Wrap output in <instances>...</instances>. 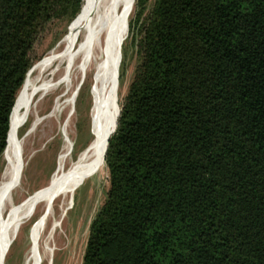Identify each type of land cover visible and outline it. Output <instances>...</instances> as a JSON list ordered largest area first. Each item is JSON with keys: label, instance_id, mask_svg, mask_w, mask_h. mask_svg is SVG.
<instances>
[{"label": "trees", "instance_id": "16d2710c", "mask_svg": "<svg viewBox=\"0 0 264 264\" xmlns=\"http://www.w3.org/2000/svg\"><path fill=\"white\" fill-rule=\"evenodd\" d=\"M134 1L141 62L82 264H264V0H155L146 18ZM82 5L0 0V159L34 42Z\"/></svg>", "mask_w": 264, "mask_h": 264}, {"label": "rangeland", "instance_id": "374dc122", "mask_svg": "<svg viewBox=\"0 0 264 264\" xmlns=\"http://www.w3.org/2000/svg\"><path fill=\"white\" fill-rule=\"evenodd\" d=\"M154 2L155 0L148 1L143 14L145 18L152 10ZM133 5L132 2L125 25L120 30V55L113 65V70L116 68V71L114 70L115 101L119 110L141 62L139 44L142 35L137 28L131 31L128 29V22L136 13ZM121 12L122 8L119 9L116 16L117 26L120 25ZM76 17L67 13L44 26L29 53L32 66L28 71L29 74L27 73L26 81L23 82L24 86L22 85L15 100L29 82L41 75L43 66L48 60V54L57 49L63 38L70 33ZM125 28L123 39L121 31H124ZM74 47L75 45H73V49ZM77 66L75 65L70 72V82L67 86H61L40 102L38 112L41 121L35 129L29 132L33 123L32 116L17 128L16 140L20 142L24 138L22 153L25 164L20 188L15 189L13 193L16 204H20L29 195L38 194L48 186L58 169L60 157L65 153V136L68 137L72 148L67 157L62 160V171L68 170L71 164L78 160L80 154L89 146L95 136L97 125L94 117L96 102L93 91V72L89 69L85 76L81 77ZM42 76L45 78L46 74ZM26 105L27 102H24V106ZM9 152L8 145L0 159V178L6 166L5 161ZM108 189L109 174L102 162L92 173L77 182L69 201L70 204L68 203L69 206L56 231L54 243L57 249L53 252L50 264H82L91 223L105 203ZM64 202L66 199L64 201L62 197L55 200V219L58 218L60 207ZM41 211L42 205H39L32 217L22 223L17 237L5 249L3 264H26ZM50 226L51 222L48 221L40 238L41 245H43ZM40 252L43 254L42 247ZM41 264H47V261Z\"/></svg>", "mask_w": 264, "mask_h": 264}, {"label": "bare ground", "instance_id": "6f19581e", "mask_svg": "<svg viewBox=\"0 0 264 264\" xmlns=\"http://www.w3.org/2000/svg\"><path fill=\"white\" fill-rule=\"evenodd\" d=\"M132 2L134 3V0H83L81 12L76 17L70 33L63 38L57 49L48 54L41 75L29 82L19 94L9 120L10 152L0 178V264H3L5 249L17 237L22 223L32 217L39 205H42V211L38 216L32 249L26 264H41L44 261L50 264L53 252L57 249L54 243L56 231L70 204L75 185L102 162L103 149L117 122L113 65L120 55V30L125 25ZM120 8L121 19L120 25L117 26L116 16ZM75 65H78L81 77L85 76L89 69L93 72L96 102L94 117L97 125L95 136L78 160L73 162L68 170L62 171V160L72 148L68 137L65 136V153L60 157L58 169L48 186L38 194L29 195L20 204H16L13 193L15 189L20 188L25 164L22 153L24 138L20 142L16 140L17 128L32 116L33 123L28 131L35 129L41 121L38 112L40 102L61 86H67L70 82V72ZM44 74L45 78L42 76ZM24 102H27L26 106ZM60 197L64 201L66 199V202L61 205L60 214L55 219L54 202ZM48 221L51 226L41 245L40 238ZM41 247L43 254L40 252Z\"/></svg>", "mask_w": 264, "mask_h": 264}, {"label": "water", "instance_id": "95a60500", "mask_svg": "<svg viewBox=\"0 0 264 264\" xmlns=\"http://www.w3.org/2000/svg\"><path fill=\"white\" fill-rule=\"evenodd\" d=\"M118 114H119V112H118ZM116 124H117V122H116ZM115 128H116V125H115V127H114V129H113V131H112V133L111 134H113L114 133V131H115ZM108 141V140H107ZM106 148H107V142H106ZM106 151V150H105Z\"/></svg>", "mask_w": 264, "mask_h": 264}]
</instances>
